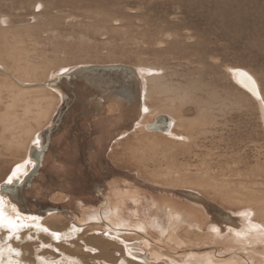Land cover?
Here are the masks:
<instances>
[{
	"label": "bare ground",
	"instance_id": "6f19581e",
	"mask_svg": "<svg viewBox=\"0 0 264 264\" xmlns=\"http://www.w3.org/2000/svg\"><path fill=\"white\" fill-rule=\"evenodd\" d=\"M39 1L48 0L29 4L33 12L41 8ZM47 9L54 12V7L46 5L40 14ZM59 12L55 13L57 17L66 20V11ZM67 18L70 25L77 23L74 17ZM58 25L53 22L44 27L36 16L18 19L0 15V155L18 156L16 153L24 152L25 157L18 164L30 162L24 164L13 183L0 185V200L9 208L14 206L21 218L18 223L27 226L18 231L0 227L4 232L1 238L5 241L26 228L42 234L59 232L58 241L66 242L57 245L61 255L54 264H79L77 254L82 244L89 252H95L94 258L90 256L93 261L107 260L101 264H264V169L260 163L248 168L243 159L221 164V157L208 160L211 154L204 153L207 136L216 133L220 124L215 112L219 97L213 93L214 99L203 100L194 83L175 85L170 81L172 73L155 65L134 68L96 64L71 69L60 65L54 73L46 58L38 62L39 42L32 33L38 26L42 34L54 35ZM89 66L99 70H83ZM241 73L246 72L226 67L228 78L256 105L264 131V93L255 77ZM74 112H79L77 120ZM99 119L109 124L102 128L104 122H97ZM84 121H91L87 130L81 128ZM96 132L99 135L92 137ZM47 135L51 139L45 145ZM42 138L44 142L39 147L33 144ZM44 145L45 155L38 150ZM106 160L129 179L106 180L107 172L99 170ZM188 162L193 165L186 167ZM68 169L75 176L74 188ZM131 169L140 178L124 173ZM40 174L47 186L35 182ZM84 177L96 181L94 194L82 187ZM30 178H35L31 187H20ZM139 182L152 191L137 186ZM159 188L161 193L156 194ZM4 191L16 196L18 206L3 195ZM195 197L237 217L236 228L240 229L219 227L208 207L199 204ZM49 198L57 206H46L45 199ZM72 202L82 208L72 211L71 216L79 217L70 218L71 222L62 210H66L63 203ZM85 220L88 222L82 223ZM97 232L119 239L126 253L140 260L126 258L118 243L103 238L104 235L95 236ZM41 240L46 241L43 237ZM34 246L25 244L21 250L33 254ZM6 247H0V251L9 254ZM118 247L121 252L116 250ZM38 256H46L40 259L41 264L51 259L45 252ZM114 258L118 259L115 263ZM25 260L32 264L31 258ZM11 262L0 257V264L20 261Z\"/></svg>",
	"mask_w": 264,
	"mask_h": 264
},
{
	"label": "rangeland",
	"instance_id": "374dc122",
	"mask_svg": "<svg viewBox=\"0 0 264 264\" xmlns=\"http://www.w3.org/2000/svg\"><path fill=\"white\" fill-rule=\"evenodd\" d=\"M11 1L0 2V15L18 19L36 16L39 24L44 27H47L48 23L59 24L58 31L54 35L52 33L42 34L38 26L32 33L39 42L38 62H44L46 58V63L51 62L54 73L58 72L60 65H66L70 67L69 69L96 64H124L134 66V68L135 66L155 65L162 69L167 68L172 73L170 81L175 85L185 86L194 83L198 89V97L203 100L213 98V93L219 97L217 99L218 108L216 107L215 112L219 117L220 124L216 129L217 132L214 131L212 135L207 136L206 141L204 140L206 142L203 146L204 153L211 154L208 160L218 156V158L221 157L220 163L226 165L231 161L243 159L248 162V168L255 167L260 163V167L264 169L262 167L264 166V133H262L264 131L260 118H258L259 112L256 105L243 96L226 74L227 66L243 70L255 77L264 93V0H48L39 1L37 4L41 5V8L39 10L37 8L35 12L32 11L29 4H33L37 0ZM46 5L54 7V12L55 9L66 11V20L57 17L56 14L60 12L56 11L55 14L50 10L51 8L40 14ZM38 12L39 14H36ZM68 16L74 17L77 23L70 25ZM224 99H226L225 104L222 103ZM81 112L83 111L81 110ZM74 113H76L74 116L77 120L79 112ZM88 118L91 119L92 116ZM96 121L104 122L102 127L109 124L102 119ZM90 122L84 121L81 128H90ZM219 138L222 139L219 140ZM236 152L240 153L239 156ZM16 154L18 156L0 155L2 158L0 159V185L7 182L12 169L16 168V164L25 157L24 152ZM105 157H107V153H105ZM214 159L218 160L217 157ZM106 161L113 167L108 160ZM189 164L193 165L188 162L186 167H189ZM113 168L115 169V167ZM66 172L72 177L70 183L74 188L73 171L68 169ZM124 173L140 178L137 171L133 169ZM113 175L114 180L129 179L120 173L114 175L118 178ZM148 178L152 179L150 176ZM38 179V182H41L40 179L43 182L44 177L40 176ZM81 179L84 190L95 188L96 181L93 178L84 177ZM139 183L137 186L144 190H150L145 183ZM42 186H45V182L42 183ZM160 189H157L156 194H159ZM51 193L53 192L51 191ZM47 200L49 201L48 205L57 206L51 202L50 198ZM63 205L66 210L62 211L68 215L65 216L68 221L72 222L73 219L70 220V218L79 217V215L71 216L72 211L79 212L82 206L77 208L76 202L63 203ZM58 207L61 206L58 205ZM87 222L88 220H85L82 223ZM3 233L0 231V247L3 249L6 245L9 246L5 251L11 255L9 256L4 250L0 251L1 259L9 258L10 262L14 263L20 261L19 264L21 262L31 264L25 260L27 257L31 258L32 264H41L42 262L39 263L40 259L46 256H38V253L43 255L44 252L51 258L46 264H54L61 255L57 251V245L65 241L59 242L51 235L52 233L60 234L59 232L42 234V232H36L31 228L23 229L21 233H14L10 239H8L9 235L5 241L1 238ZM79 234L81 236L83 231ZM94 235L101 237L104 235L103 238L106 237L105 239L118 243L123 248L126 258L132 261L139 259L129 256L123 242L119 239L110 238L107 233L101 232ZM17 237L19 238L17 239ZM42 237L47 244L41 240ZM70 239L68 238V242H71ZM2 241L7 242L3 243ZM9 242H13L14 246ZM29 243L35 245L33 254L21 250L23 245ZM84 246L82 244L79 247L81 251L80 254H77L79 258L76 263L101 264L107 261L105 259H94L93 261L91 258L96 255L95 252H89ZM117 249L121 252V248ZM2 253L7 254L8 257ZM11 256L16 257L18 261ZM117 260L114 258L112 262L115 263Z\"/></svg>",
	"mask_w": 264,
	"mask_h": 264
},
{
	"label": "water",
	"instance_id": "95a60500",
	"mask_svg": "<svg viewBox=\"0 0 264 264\" xmlns=\"http://www.w3.org/2000/svg\"><path fill=\"white\" fill-rule=\"evenodd\" d=\"M83 70H85V71H88V72H94V73H96L99 69H95L93 66H89V67H86V68H84ZM125 70H126V68H125ZM64 97H65V95H64ZM105 116H106V110H105ZM100 117H102V115H100ZM60 119V118H59ZM59 119H56V120H59ZM169 127V126H168ZM103 128V127H102ZM101 131H102V129H101ZM99 135V133H93V134H91V136H93L94 138H96L97 136ZM51 139V137L49 136V135H47L46 136V140H45V136H44V141H45V145H46V143H47V141H49ZM43 141V138H42V141H40L41 143H43L44 142ZM41 145V144H40ZM45 145L40 149H38L39 151H40V153L41 154H43L44 153V149H45ZM47 153V151L44 153V155ZM74 162H77V160H73ZM91 162H93V163H95L96 161H93V159L92 160H90ZM102 164L104 165V167L103 168H99V170L100 171H107V174H106V180L107 179H113L112 178V175L114 174H119L118 173V171L116 170V169H114L113 167H111L108 163H107V161H102ZM39 167V165L36 167V168H38ZM81 168V167H80ZM116 171V172H115ZM42 174V173H41ZM41 174L39 175V176H41ZM113 175V176H114ZM115 178H118V176H114ZM36 178V177H35ZM35 178H30V179H25L24 180V182H22V184H21V186L20 187H23V188H25V189H27L28 187H31V185H33V183H34V179ZM39 178V177H38ZM32 180V181H31ZM35 182H38V179L35 181ZM42 182V181H41ZM43 182H45V178L43 179ZM42 182V183H43ZM45 185H46V182H45ZM6 188V187H5ZM4 188V190H7V189H5ZM94 190V189H93ZM93 190H91V191H93ZM3 193V195H6V197L8 196V198H10L12 201H15L14 203H12V204H16L17 206H18V204H17V202H16V196H14L13 194H10L8 191H4V192H2ZM5 193V194H4ZM159 193H161V192H159ZM92 194H94V191L92 192ZM164 194H167V193H164ZM195 199H197L198 201L197 202H199V204H201V205H203L204 204V206H207L208 207V210L210 211V217L213 219V220H216V222H219L220 223V226L219 227H234V228H236V226L238 225V222H239V219L237 218V217H234V216H232V215H230L229 213H227V212H225V211H223L222 209H219L217 206H215V205H213V204H211V203H208L207 201H205L204 199H201V198H199V197H195ZM46 201H45V205L46 206H48V203H49V201L47 200V199H45ZM11 203V202H10ZM24 213H27V214H32V213H30V212H25L24 211ZM208 214V213H207ZM238 229H240L239 227H237ZM236 228V229H237Z\"/></svg>",
	"mask_w": 264,
	"mask_h": 264
},
{
	"label": "snow or ice",
	"instance_id": "6c2138e0",
	"mask_svg": "<svg viewBox=\"0 0 264 264\" xmlns=\"http://www.w3.org/2000/svg\"><path fill=\"white\" fill-rule=\"evenodd\" d=\"M244 76H247V73H241ZM249 80H251V77H248ZM145 111H147V109H145ZM33 144L36 145L37 147L40 146L41 142L39 139H35L33 141ZM25 163H30L28 161H26ZM25 167L24 164H18L16 166V170H14L11 174V176L8 178V183L11 184L14 182L15 177L18 176V174L20 173V170L23 169ZM24 175H26L27 173H23ZM241 215H244V213H241ZM20 215L17 212V210L15 209L14 206H12L11 208L7 207L6 202H4L3 200H0V227L2 228H7L9 231H18L21 227H26L27 225L18 223V221H20ZM253 227H258V225H253ZM44 231H47V229H44ZM239 235V233H237ZM52 235L56 238L59 239V234L58 233H52ZM19 237H17L18 239ZM17 255H19V253H16Z\"/></svg>",
	"mask_w": 264,
	"mask_h": 264
}]
</instances>
